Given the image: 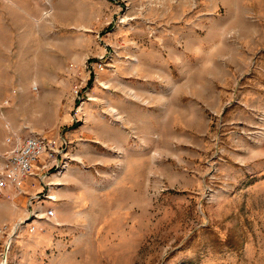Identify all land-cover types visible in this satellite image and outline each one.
Instances as JSON below:
<instances>
[{
	"label": "rangeland",
	"instance_id": "obj_1",
	"mask_svg": "<svg viewBox=\"0 0 264 264\" xmlns=\"http://www.w3.org/2000/svg\"><path fill=\"white\" fill-rule=\"evenodd\" d=\"M20 1L28 31L0 53L7 136L65 139L77 160L69 166L79 173L118 174L122 165L107 163L116 148L79 132L78 81L90 77L89 88L105 72L106 87L123 92L125 56L139 74L133 57L172 45L184 62L221 78V93L213 95L218 106H201V128L186 133L190 140L163 157L149 147L159 172L149 171L145 210L125 213L124 223L115 211L82 212L83 227L36 237V251L27 252L32 242H15L8 264H264V0H51L49 18H42L44 0ZM102 55L115 71L89 73L86 62ZM169 72L177 75L174 65ZM104 87L82 107L113 108ZM95 155L98 165L90 162Z\"/></svg>",
	"mask_w": 264,
	"mask_h": 264
},
{
	"label": "crops",
	"instance_id": "obj_2",
	"mask_svg": "<svg viewBox=\"0 0 264 264\" xmlns=\"http://www.w3.org/2000/svg\"><path fill=\"white\" fill-rule=\"evenodd\" d=\"M20 3V0H0V53L10 47L11 37L24 35L28 31L26 27L21 29L20 26L21 16L24 15L23 19L27 16L25 7L21 13ZM166 49L167 52L140 51L137 63L139 70L143 72L139 74H136L138 70L134 71L125 59L122 66L124 91L120 92L115 87L104 85L103 95H107L108 105L113 108L93 107L83 108L81 111L83 119L79 124V132L90 133L89 138L95 143L116 148V153L108 157L107 163L122 165L118 174L84 175L70 166L59 175L39 170L35 176L22 183L23 193L14 195L12 189H6L0 198V228L25 217L29 196L45 192L48 188V195L55 197V200H43V207L52 208L54 217L58 212V222H53L52 219L40 225L34 234L24 230L15 241L32 242V246L27 247L28 254L30 251H36V237L52 240L54 235L65 229L83 227L84 221L80 216L82 212L115 211L120 213L119 217L124 223L125 213L145 210L148 204L149 171L159 172L156 166L152 167L158 160L149 158V147H156L163 157L164 149L167 151L170 146L175 148L179 143H184L179 142L180 140H190L191 137L186 133L198 126L201 128L198 115L202 114L203 104L206 108L219 105L213 95L221 93L218 86L221 78L213 76L212 72L204 73V68L199 70L189 62H184L183 55L172 45L166 46ZM161 58L162 61L158 65L157 62ZM171 65H174L177 72L175 76L169 72ZM162 71L165 76L160 79L157 72ZM105 76V72L98 75L97 83L88 88L90 94L101 95L99 90L103 85H100L98 80L103 81ZM163 87L165 93L160 90ZM2 99L0 95V168L7 136L1 111ZM120 116L122 120L119 119ZM87 117L91 118V127L86 123ZM79 120L81 119H77ZM152 132L162 133L161 140H157L155 144L152 139L147 141ZM132 133L136 134L134 138ZM170 154L173 158L179 156V152L176 155L170 151ZM98 159L95 155L91 157L90 162L98 165ZM72 161L71 164H75L77 160L72 157ZM108 200L112 201L110 205L105 203ZM105 219L106 216H103L101 221Z\"/></svg>",
	"mask_w": 264,
	"mask_h": 264
},
{
	"label": "built area",
	"instance_id": "obj_3",
	"mask_svg": "<svg viewBox=\"0 0 264 264\" xmlns=\"http://www.w3.org/2000/svg\"><path fill=\"white\" fill-rule=\"evenodd\" d=\"M103 58L102 55L98 61L86 62V68H89L88 72H94L97 75L98 71L105 68L114 72L115 66L107 64ZM68 70L71 73L74 71V66L70 65ZM88 80L90 77L77 82L76 95H74V98L79 102L77 112L82 111V105L92 99L87 87ZM33 89L37 91L38 88L35 86ZM80 114L82 121V112ZM68 145L69 142L65 139L57 141L39 132L31 133L23 140L17 133L9 134L5 138V150L0 168V198L3 197L6 189H12L14 195L23 193L22 183L27 178L35 176L39 170L50 171L52 174L58 175L67 170L72 160L67 151ZM46 199L55 200L53 195H48V188L45 192L29 196L25 217L11 225L4 224L0 228V264L9 263L8 258L13 244L16 239L20 238L24 230L34 234L39 230L41 221L47 223L54 218V210L43 207V200Z\"/></svg>",
	"mask_w": 264,
	"mask_h": 264
},
{
	"label": "bare ground",
	"instance_id": "obj_4",
	"mask_svg": "<svg viewBox=\"0 0 264 264\" xmlns=\"http://www.w3.org/2000/svg\"><path fill=\"white\" fill-rule=\"evenodd\" d=\"M43 5L45 6V8H48L49 10L48 11H43L42 12V18H49V16H50V12H51V10H50V8L52 7V1L51 0H44L43 1ZM137 61H138V58L136 57V58H132L131 59V63H136L137 64ZM98 83L100 84V85H106V83L105 82H103V81H101V80H98ZM91 98H93V97H91ZM39 104L40 103H38V106H39ZM41 105V104H40ZM41 107H43L42 105H41Z\"/></svg>",
	"mask_w": 264,
	"mask_h": 264
}]
</instances>
